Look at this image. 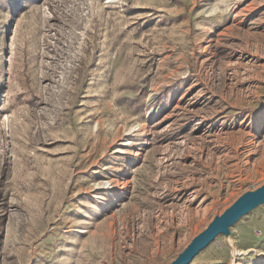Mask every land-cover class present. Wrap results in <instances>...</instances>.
I'll return each mask as SVG.
<instances>
[{
    "label": "rangeland",
    "instance_id": "374dc122",
    "mask_svg": "<svg viewBox=\"0 0 264 264\" xmlns=\"http://www.w3.org/2000/svg\"><path fill=\"white\" fill-rule=\"evenodd\" d=\"M263 184L264 0H0V264H170Z\"/></svg>",
    "mask_w": 264,
    "mask_h": 264
},
{
    "label": "water",
    "instance_id": "95a60500",
    "mask_svg": "<svg viewBox=\"0 0 264 264\" xmlns=\"http://www.w3.org/2000/svg\"><path fill=\"white\" fill-rule=\"evenodd\" d=\"M264 205V184L255 190L242 194L222 214L217 215L209 225L170 264H190L217 236L230 238L232 227L245 215Z\"/></svg>",
    "mask_w": 264,
    "mask_h": 264
},
{
    "label": "bare ground",
    "instance_id": "6f19581e",
    "mask_svg": "<svg viewBox=\"0 0 264 264\" xmlns=\"http://www.w3.org/2000/svg\"><path fill=\"white\" fill-rule=\"evenodd\" d=\"M112 181H105L103 183L98 184V189L99 190H106L112 185Z\"/></svg>",
    "mask_w": 264,
    "mask_h": 264
}]
</instances>
